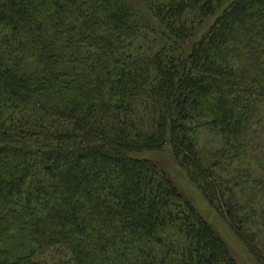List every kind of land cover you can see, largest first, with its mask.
Wrapping results in <instances>:
<instances>
[{
  "label": "trees",
  "instance_id": "trees-1",
  "mask_svg": "<svg viewBox=\"0 0 264 264\" xmlns=\"http://www.w3.org/2000/svg\"><path fill=\"white\" fill-rule=\"evenodd\" d=\"M165 145L264 264V0H0V264H238Z\"/></svg>",
  "mask_w": 264,
  "mask_h": 264
},
{
  "label": "rangeland",
  "instance_id": "rangeland-1",
  "mask_svg": "<svg viewBox=\"0 0 264 264\" xmlns=\"http://www.w3.org/2000/svg\"><path fill=\"white\" fill-rule=\"evenodd\" d=\"M143 13L146 15L147 12L143 10ZM204 27L206 26H203V28ZM197 139L198 145L203 148H212L219 144L217 140L209 138L204 131L198 133ZM143 155L157 161L170 174L180 190L194 203L213 228L219 232L238 264H260L248 251L244 242L227 224L224 218L207 202L199 188L190 180L186 171L173 157L169 145H165L158 151H145ZM254 244H257L259 248L258 252L264 256V233ZM38 258L45 259L49 262L68 260V257L64 256L60 249L44 250L42 254L38 255Z\"/></svg>",
  "mask_w": 264,
  "mask_h": 264
}]
</instances>
